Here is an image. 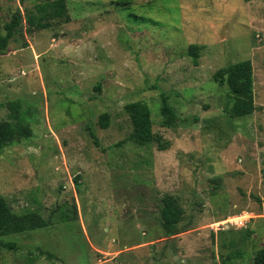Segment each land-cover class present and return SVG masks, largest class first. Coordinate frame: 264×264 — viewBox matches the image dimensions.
I'll list each match as a JSON object with an SVG mask.
<instances>
[{"label": "rangeland", "instance_id": "obj_1", "mask_svg": "<svg viewBox=\"0 0 264 264\" xmlns=\"http://www.w3.org/2000/svg\"><path fill=\"white\" fill-rule=\"evenodd\" d=\"M17 11L0 53V123L12 131L0 196L46 226L0 236V264H254L264 0H0V36ZM245 60L255 110L233 117L225 72ZM134 102L150 108L157 141H134ZM167 195L184 211L174 237L162 228Z\"/></svg>", "mask_w": 264, "mask_h": 264}, {"label": "trees", "instance_id": "obj_2", "mask_svg": "<svg viewBox=\"0 0 264 264\" xmlns=\"http://www.w3.org/2000/svg\"><path fill=\"white\" fill-rule=\"evenodd\" d=\"M22 15L17 11L13 21L6 26L7 34L0 36V53L5 52L8 43L12 38L16 28L20 26ZM199 47L191 45L190 54L196 60L198 57ZM227 83L231 93L235 96L236 101L232 107L231 115L233 117H245L253 114L255 110L254 101V77L253 67L250 60H245L231 65L225 72ZM133 125V139L138 145H148L157 141L153 132L151 121V110L143 102H134L127 106ZM162 113L175 118L174 112L168 104L167 98L163 96ZM110 115L104 113L100 115L99 122L102 128L109 124ZM6 125L0 123V150L11 145V130H7ZM20 134L25 135L28 128L20 129ZM10 134V135H9ZM166 148L162 147L160 150ZM184 211L178 202V199L172 195H167L162 199L161 222L164 234L167 237H174L184 233L180 227ZM46 226L45 220L36 213L16 214L12 211L4 197L0 196V236L10 233H21L30 230H36ZM254 264H264V246L256 253Z\"/></svg>", "mask_w": 264, "mask_h": 264}]
</instances>
